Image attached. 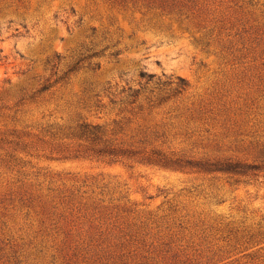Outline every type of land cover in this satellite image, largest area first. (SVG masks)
I'll return each mask as SVG.
<instances>
[{"label":"rangeland","instance_id":"obj_1","mask_svg":"<svg viewBox=\"0 0 264 264\" xmlns=\"http://www.w3.org/2000/svg\"><path fill=\"white\" fill-rule=\"evenodd\" d=\"M140 71L186 87L121 103ZM263 147L264 0H0V264H264L263 177L139 162Z\"/></svg>","mask_w":264,"mask_h":264},{"label":"trees","instance_id":"obj_2","mask_svg":"<svg viewBox=\"0 0 264 264\" xmlns=\"http://www.w3.org/2000/svg\"><path fill=\"white\" fill-rule=\"evenodd\" d=\"M101 52H96L91 55L100 56ZM118 52L115 51L111 56L116 57ZM81 59L75 61L72 65H70L65 73L63 74V78L69 74H74L82 67L80 65ZM97 68V65L91 67V70ZM139 83L137 88H132L127 86L125 88H121L120 94L124 97L121 103H125L127 105H134L140 96L141 90L148 84L154 83L155 85H161L164 87H170L171 94L176 95L179 94L186 87L185 82L180 78H172V77H164V80L161 81V78L155 77L153 74H147L145 71H140L138 74ZM62 79V77H61ZM60 80V79H59ZM50 85L41 86L32 96L36 94H40L48 90ZM107 92V91H106ZM98 95H95L97 97ZM167 97H162L157 99V103L163 102L167 100ZM23 97L20 98L19 101H22ZM95 108L102 107V105L97 100L94 104ZM77 134L80 137H84L87 141L91 143V145L98 146L96 150H92L94 156L99 157L100 159H104L108 162H118L122 159L130 160L135 159L138 160V155L136 152L122 149L118 147H113L111 139L107 138L106 131L98 125H90V124H81L78 127ZM261 156L264 158V147L261 151ZM139 162L145 163H153L163 168H175V169H189L196 172H202L207 174H222L226 175L228 178H235V182L239 181V179H245L247 181L250 180H258L260 177L264 178V159L259 163H246L241 161H235L230 159L216 160V161H181L178 159H149V158H140Z\"/></svg>","mask_w":264,"mask_h":264}]
</instances>
